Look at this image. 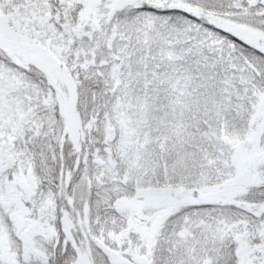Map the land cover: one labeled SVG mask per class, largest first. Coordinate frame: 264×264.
Wrapping results in <instances>:
<instances>
[{
	"label": "snow or ice",
	"instance_id": "snow-or-ice-1",
	"mask_svg": "<svg viewBox=\"0 0 264 264\" xmlns=\"http://www.w3.org/2000/svg\"><path fill=\"white\" fill-rule=\"evenodd\" d=\"M0 264H264V0H0Z\"/></svg>",
	"mask_w": 264,
	"mask_h": 264
}]
</instances>
